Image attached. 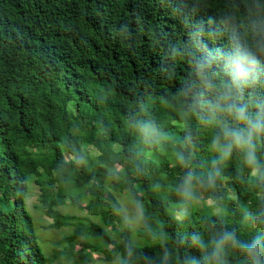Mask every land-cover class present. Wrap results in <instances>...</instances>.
<instances>
[{
    "label": "trees",
    "instance_id": "1",
    "mask_svg": "<svg viewBox=\"0 0 264 264\" xmlns=\"http://www.w3.org/2000/svg\"><path fill=\"white\" fill-rule=\"evenodd\" d=\"M244 7L245 0H0V264L51 263L25 204L32 170L50 227L69 223L56 209L66 197L78 207L86 200L98 222L79 223L65 239L92 247L86 237L94 232L105 261L116 260L133 235L115 192L144 205L134 233L143 241H131L137 264L164 246L188 264L199 254L190 234L207 237L213 225L235 226L241 238L254 234L241 213L264 204V188L239 151L213 185L197 186L203 201L187 207L175 191L186 169L170 151L186 150L197 170L215 158L213 129L186 120L189 99L181 94L203 78L200 60L208 71L220 67L229 18ZM140 109L164 139L145 143L130 128L129 115ZM186 126L193 145L182 143ZM229 264H241L237 251Z\"/></svg>",
    "mask_w": 264,
    "mask_h": 264
},
{
    "label": "clouds",
    "instance_id": "2",
    "mask_svg": "<svg viewBox=\"0 0 264 264\" xmlns=\"http://www.w3.org/2000/svg\"><path fill=\"white\" fill-rule=\"evenodd\" d=\"M229 21L233 32L227 48L221 51L220 67L208 71L207 62L200 60L204 65L203 78L190 81L181 94L182 99H189L182 104L186 120L198 118L202 126L213 129L210 146L216 154L206 170H197L191 167L186 150L178 152L177 159L186 171L175 191L185 207L197 199L198 185L211 186L216 182L223 164L235 151L242 155L256 185L264 188V159L261 158L264 149V0H245V7L235 8ZM236 21H239L238 26ZM145 111L140 109L129 115L130 128L145 143L164 139L156 122L144 115ZM182 143L194 144L191 127L186 126ZM135 207L143 215L144 205L140 200L135 201ZM241 223L254 229L250 238H241L235 226L213 225L207 237L193 231L189 245L199 254L189 257L188 264H229L232 250L240 254L241 264H264V204L256 209L245 208ZM139 258L134 244L129 241L117 255L116 264H137ZM146 259L147 264H180L175 250L168 246L155 258Z\"/></svg>",
    "mask_w": 264,
    "mask_h": 264
},
{
    "label": "rangeland",
    "instance_id": "3",
    "mask_svg": "<svg viewBox=\"0 0 264 264\" xmlns=\"http://www.w3.org/2000/svg\"><path fill=\"white\" fill-rule=\"evenodd\" d=\"M170 151L173 154V158L177 159V150L174 147H170ZM32 177L30 179V183L28 184V194L25 198V204L28 209V212L32 218V226L35 234L38 237L39 243L44 251V253L51 259L50 264H116V260L114 261H105L103 259L100 250L103 245L100 241H93L94 232L86 237V240L91 242L92 247H82L80 246L78 240L73 243H68L65 237L69 235L78 225L79 223L85 224L88 220H92L98 222L95 216L89 215L87 210L84 208L86 205V200H81L78 206H74L69 203L68 197L65 198L64 205H59L56 209L62 215H68L71 218L68 220L69 223L66 225H61L60 227L53 228L50 227V223L52 219L42 214L39 206H38V188L33 183V179L37 176L35 170H32ZM68 175H72V170H64ZM196 187V195L197 199L195 202H202L203 198L199 194V191ZM115 198L120 205L122 211V218L124 221V226L129 228L133 235L129 238V241L133 243H142V238L135 235V231L140 228V212L135 207V202L131 201L126 195L121 193H114ZM183 213L182 210L176 211L175 215L177 217L181 216ZM115 228L121 227V223L117 220L114 223ZM110 235L113 238H116V235L111 232L112 230L107 229ZM80 239V238H79Z\"/></svg>",
    "mask_w": 264,
    "mask_h": 264
}]
</instances>
